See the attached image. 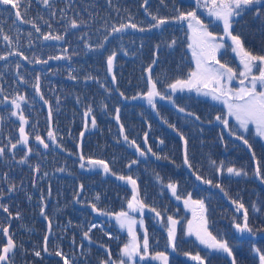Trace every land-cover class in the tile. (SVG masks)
<instances>
[{"label": "trees", "instance_id": "16d2710c", "mask_svg": "<svg viewBox=\"0 0 264 264\" xmlns=\"http://www.w3.org/2000/svg\"><path fill=\"white\" fill-rule=\"evenodd\" d=\"M142 4L143 0H111V5L108 0H52L51 7H45L39 0H31L30 4H24L20 10L23 12L24 8H27L26 19L40 27L41 32H36L31 23H21L14 15L10 16L0 10V29L3 30L0 32V56L6 57L0 59V147H5V155L0 157V189L6 193L0 203L8 206L13 217L17 212L20 213L19 219H8V213L0 210V222L10 226L9 231L14 233L15 241L23 246L16 250L15 264H63L59 257L52 254L58 249L63 251L72 264H100L102 259H108L109 251L112 260L120 259V249L128 240L127 234L122 232L114 218L93 212L89 205L97 203L100 208L111 213L126 210L125 202L131 198V190L124 181L117 180L114 175H106L98 168L90 171L87 166L84 169L79 166V134L84 131L83 113L89 105L92 106V115L96 117L97 126L91 127L89 118V129L85 131L82 141V152L86 158L102 159L116 174L133 176L137 179L141 195L146 196V202L160 211L158 198L155 201L149 199L162 195L167 199L168 193L158 187L161 182H157L156 174L162 178L164 185L170 181L177 183L178 194L182 197H186L190 192L193 199L205 201L210 230L222 234L230 242L237 239L233 221L242 222V214L235 212L230 198L242 200L249 210L248 223L254 229L262 231L250 238L245 234V237L239 240V246L234 248V253L237 264H258V258L252 254V247L259 244L261 251H264V184L253 175L254 162L248 150L245 151L242 143L229 136L223 127L219 128L213 124V109L210 112L207 104L196 96L176 94L174 99L180 106L199 115V121L178 112L167 101L158 100L157 110L151 114L153 110L146 101L131 99L132 96L147 90V73L144 70L152 60L156 45H160V48L159 60L153 69L154 78L164 82L166 79L182 77L189 69L194 68L192 53L188 48L190 41L186 22H172L161 29L151 31L128 29L123 33L108 35L113 25L118 27L120 23H127L129 16L140 26L148 27L151 17L147 12L171 18L177 15L176 9L184 12L195 9V0H164L163 3L161 0H149L147 12ZM61 9L66 11V17L63 19ZM53 11L55 16L52 15ZM197 12L205 23L209 22L204 9H197ZM72 19L84 23L77 29L66 30L65 26ZM209 30L214 34H222V26L218 28L214 23ZM48 33L62 35L65 39L43 40V35ZM233 33L241 35L246 48L254 53L264 54V22L256 19L253 14H245L239 18L238 23L233 26ZM3 35H8L11 40L5 41ZM105 36L107 42L99 51H90L85 47V44L95 47ZM173 39L177 41L176 45L167 47ZM112 51L117 52L114 63L116 84L112 83L105 63L107 55ZM16 52L23 53L28 59L15 55ZM230 52L228 50V55ZM58 55L68 56L70 59L48 60L50 56ZM224 56L225 54H222L218 59L225 62ZM230 58L238 65V59L233 53ZM36 59L48 60V63L37 64ZM70 72L77 76L76 80L68 78ZM37 75L40 76L41 91L48 104H44L33 88ZM87 76L96 79L86 80ZM101 84L104 87H101ZM120 92L127 98L121 97ZM16 95H24L28 101L22 104V109L29 120L26 131L32 133L29 143L33 152L24 164L18 163L24 156L23 148L9 151L6 147L9 141L15 143L19 138V120L10 115L15 109L5 100V97L10 100ZM49 107L52 111L51 129L57 134L59 146L54 145L47 137ZM116 108L120 109L121 123L130 141L135 140L145 151L151 146L154 152L162 156L167 155L169 160H157L154 156L149 158L150 154L144 159H139L136 150H133L135 147L125 142L120 134L119 125L114 118ZM157 111L160 115H157ZM148 118L153 120L156 126L153 132L158 136L150 138L146 145L140 131L146 129ZM164 120L176 124L188 137L192 170L183 165L179 137L163 122ZM230 124L237 128L233 122ZM221 132L229 145L227 148L220 141ZM37 133L49 144L48 149H44L35 141L34 136ZM159 139H163L165 143L158 151L156 145ZM250 142L264 171V143L255 140V137H252ZM227 149L230 153H227ZM134 159L139 163L129 168L128 165ZM211 160H223L226 165L242 166L249 172V176L218 177L215 171L211 172ZM170 164L172 167L178 165V169L172 171ZM37 165L40 171L34 172L33 169ZM60 168L64 171H59ZM193 172L211 180H214L215 176L218 177L217 180L223 179L229 196L226 197L219 189L204 188L197 184ZM44 173H47V176ZM13 184L17 186L16 191L8 194L7 189ZM81 184L84 185L83 192H79ZM49 187L51 195L48 194ZM78 192L79 202L76 199ZM42 194L45 197V212L52 221L48 252L43 251V237L47 233L48 221L40 215ZM97 194L100 195L99 201L94 200ZM29 196L31 200L28 199ZM253 204L260 209L259 212L252 209ZM166 206L162 211L165 218L167 214L172 215L171 213L175 212L173 208H176L171 202H166ZM151 223L154 226L153 222ZM92 224L97 227L90 232L92 242L89 243L83 238V233L88 231ZM155 230L152 228L151 234L148 232L149 238L153 237L154 232L159 234ZM105 233H111L118 239H109ZM152 239L153 243L159 240ZM178 241H185V244L177 243L178 248L185 245L187 249L192 250H188V253L194 255L199 252L201 256L206 255L203 247L197 243L190 244L189 241L194 243L193 240H186L183 232ZM0 242H6L2 234ZM162 242L166 244L164 236ZM101 245L106 247L108 252H104ZM161 249L163 251V248ZM36 250L41 251V257L34 255ZM209 255H212L211 264H230L223 254ZM187 263L196 264L181 254L172 256V264ZM143 264L150 263L145 261Z\"/></svg>", "mask_w": 264, "mask_h": 264}, {"label": "snow or ice", "instance_id": "6c2138e0", "mask_svg": "<svg viewBox=\"0 0 264 264\" xmlns=\"http://www.w3.org/2000/svg\"><path fill=\"white\" fill-rule=\"evenodd\" d=\"M45 7H51L52 0H39ZM164 0H161L163 3ZM31 0H0V10L8 13L10 16L14 15L16 20L21 23H31L35 28L36 32H41L40 27H38L33 21L26 19L27 8H24L22 12L20 9L24 4H30ZM111 5V0H108ZM149 0H143L142 7H145L147 12V5ZM70 6V5H69ZM195 9L184 12L176 9L177 15L169 17H160L158 15L147 12L151 17V23L148 27H143L134 22L133 18L129 16L127 23H120L119 26L113 25L111 27L108 35L123 33L128 29L134 31L145 32L151 31L153 29H161L172 22L185 23L187 24V30L189 33L188 39L190 43L188 48L191 50L192 59L195 62V67L189 69L186 75L182 77H176L171 80H165L161 82L159 78L153 77V69L159 60V48L160 45L155 46L153 51L152 60L148 67L144 70L147 73L146 76V92L138 93L131 97L132 100H144L147 105L151 107L153 111L157 110V101H167L172 104L176 110L185 116L194 117L196 121L201 118L199 115H195L193 112L188 111L185 107L177 104L174 99L177 93H195L197 96L209 97L213 101H217L223 104L226 110L222 114L216 115L214 120L223 126V130L228 132V135L233 137L235 140L242 142V144L247 148L250 153L251 160L254 162L253 175L262 184H264V171H262L261 161L257 158L256 152L253 150V144L250 142L252 137H257L261 141H264V54H257L246 48L244 41L239 33H233V26L238 23L239 18L245 14H253L258 20L264 22V0H195ZM197 9H204L207 16L209 17V22L205 23L201 16L198 15ZM62 13V19L66 17L65 9L60 10ZM55 16V12L52 13ZM47 23V22H46ZM84 23L83 21L78 22L76 19L69 21L67 28L77 29ZM215 24L218 28L222 26V34H214L209 28L211 24ZM51 28V24L48 25ZM3 30L0 29V32ZM5 41H10L11 38L8 35H3ZM65 37L62 35H53L51 33L44 34L43 40L45 41H61ZM230 41V43H228ZM107 42V36L103 38V41L96 45L95 47L85 44L90 51H99L104 48V43ZM177 41L175 39L171 40L167 44V47L171 48L176 45ZM226 54L228 50L235 54L239 60V66H242L241 70H236L229 66L228 61L221 62L218 59V53ZM66 52L67 49H64ZM15 55L21 56L23 59L27 60L28 57L24 56L23 53L16 52ZM127 55V52H125ZM117 57V52L112 51L111 54L106 57V68L107 72L111 74V81L113 84L117 83V77L114 74V63ZM0 59H6L4 56H0ZM62 60L70 59L68 56L58 55L50 56L48 60ZM48 60L36 59L35 63L47 64ZM19 67V64H17ZM69 79L76 80L77 76L73 75L71 72L68 76ZM86 80L96 79L92 76H87ZM238 82V87L233 86V82ZM23 82V81H22ZM160 85V87H158ZM101 87H104L101 84ZM33 88L39 98L48 104L49 102L44 98L40 86V76H36V83ZM121 97H125L123 92H120ZM127 98V97H125ZM5 100L11 104L12 108L15 109L11 111L10 115L16 117L19 120V138L15 143L9 141L8 147L9 151L16 150L21 147L25 150L24 156L18 161L20 164L28 162V157L32 154L33 148L30 146V136L32 133L26 131V126L29 124V120L26 118L24 111L22 109V104H26L28 101L24 95H16L12 99ZM59 102V100H58ZM79 102V101H78ZM106 107V106H105ZM93 109L89 105L84 111V129L88 130L89 118L91 127L95 128L97 126L96 117L92 115ZM157 115L160 113L157 111ZM115 120L119 125L120 134L123 136L125 142L130 143L135 147L136 153L139 157H146L149 153L154 156L157 160H169L167 155H159L153 151L151 146H148L146 151L141 149L140 145L136 143L135 140H129L128 135L125 134V127L121 123L120 119V109H115ZM229 118H232L237 128H234L230 124ZM48 121H49V131L47 132V137L54 145H57V134L51 129L52 121V111L49 107L48 111ZM169 128H171L179 137L181 142V152H182V163L187 166L189 170L193 169L192 161L189 157V139L180 130L176 124L169 123L167 120L163 121ZM212 121L210 120L209 123ZM250 126H252L250 128ZM150 127V125H149ZM35 128V125H33ZM85 131H81L80 141L78 148L81 149V154L79 156L80 168L84 169L86 166L88 170L92 171L95 169H100L104 174H111L116 176L117 180L124 181L126 184L131 186V198L127 200V209L121 210L116 213H111L100 208L97 203H90V207L93 212L100 215L109 216L114 218L116 224L121 230L127 231L128 240L123 244L120 249V259L113 261L111 257V252H108V259H102L100 264H143L146 260L159 261L160 264H169V255L164 251L150 252V242L149 233L144 224V214L145 210L154 213V217L158 222L164 227L167 236L166 244L167 247L171 248L173 251L177 250V226L180 224V220L168 215L166 218L162 211L157 210V208L146 202V196L141 195V190L138 185L137 179L133 178L131 175H118L112 171L109 164L102 159H94L92 157H85L82 152V141L85 135ZM202 131V129H201ZM245 134H248L247 137ZM220 141L227 148L228 144L225 141L223 132L220 133ZM35 141L42 145L44 149L49 148V144L38 133L34 136ZM144 143H148V133L144 134ZM161 145L165 143L163 139L159 141ZM59 146V145H57ZM5 155V147H0V157ZM13 158H15L13 156ZM175 163V161H171ZM139 163L138 160H132L128 165L131 168L132 165ZM211 165L214 167L217 175L223 177L227 175L228 177H248L249 172L244 167H237L234 164H227L225 161L211 160ZM59 171H64L63 168L58 169ZM34 172H39L40 168L37 165ZM195 178L202 184L209 185L213 188L219 189L226 197L229 193L223 187L220 182H213L211 179H205L201 175L196 174ZM47 176V173H44ZM7 176V174H5ZM157 182H161L162 187H167L171 191L173 197L176 200L183 199L184 207L191 211L192 219L187 221L184 228V235L187 237H194L195 241L199 245L203 246L206 252L205 256H201L199 252L196 254H191L185 252L184 255L190 260L196 262V264H211L212 255L211 254H223L226 256L230 264H237V258L234 253V248L239 246V240L245 237H252L257 235L260 229H254L249 223V210L240 199H231L230 202L235 207L236 213H242V222L233 221V228L237 234V239L230 242L222 234L214 233L210 230L209 219L207 216V207L203 199H193L192 193H188L186 197H182L178 194V185L175 182H168L166 185L162 184V178L159 174H156ZM33 186L35 187V178L33 179ZM17 186L11 185L7 189V193L11 194L16 191ZM84 185H79V192H83ZM79 192L77 193L76 199L79 202ZM48 194L51 195V188L49 187ZM6 195L3 189H0V199H3ZM31 200V197H28ZM45 197L41 195V207L40 215L48 221L47 233L43 237V251L48 252V241L52 230V221L49 219L45 212L46 205L43 204ZM95 201L100 200V195L97 194L94 197ZM252 209L259 212L260 209L253 204ZM0 210L8 213V219H19L20 213L17 212L15 217L9 211L8 206L0 203ZM139 214V219L135 214ZM139 224L140 228L143 230L142 240L138 235L136 226ZM10 226H6L4 223L0 222V234L5 238L6 242H0V264H15L14 256L18 247L22 248V245H18L14 239V233H10ZM96 224H92L88 231L83 233V238L88 240L89 243L92 242L90 232L93 228H96ZM108 235L109 239H118V237H113L111 233H105ZM73 243L75 241L73 240ZM101 247H104L101 245ZM107 251V249H105ZM55 256L59 257L63 264H72L67 256L62 250H56ZM252 254L258 258V264H264V251L260 248L253 246ZM36 257H41V251H34Z\"/></svg>", "mask_w": 264, "mask_h": 264}, {"label": "rangeland", "instance_id": "374dc122", "mask_svg": "<svg viewBox=\"0 0 264 264\" xmlns=\"http://www.w3.org/2000/svg\"><path fill=\"white\" fill-rule=\"evenodd\" d=\"M264 40V39H263ZM263 40H262V42H263ZM222 54H224L223 53V50H222V52L221 53H218V57L220 58V56L222 55ZM230 55H232V52H230ZM230 55H228V51H227V53L225 54V61H228V63H229V66L230 67H233L234 69H236V70H241V68H242V66H239V60H238V65H235L234 63H233V61L231 60V58H230ZM233 55L235 56V54L233 53ZM222 59V58H221ZM238 59V58H237ZM222 62V61H221ZM194 67H195V62H194ZM233 86L234 87H238L239 85H238V82H236V81H234L233 82ZM177 94H183V95H189V96H196L197 98H199V99H201L203 102H205L206 104H207V108L210 110V112H212V109H213V115H212V117H213V119H212V121H213V124H216V125H218L219 126V128H221V127H223L222 125H220L218 122H216L215 120H214V117L216 116V115H219V114H221V112L223 113V112H225L226 110L224 109V106H223V104L222 103H220V102H217V101H213V100H211V98H209V97H203V96H197L195 93H187V92H185V93H177ZM151 114H154V111H152V113ZM229 120H230V122H233L234 123V125L238 128V126L236 125V123H235V121L232 119V118H229ZM146 129H144L143 131H140V133L142 134L143 133V138H144V134L145 133H148V140H150V138H152V137H154V136H158V134L156 133L155 135H154V130H155V128H156V126L154 125V123H153V120H150V118H148L147 120H146ZM149 125H150V127H149ZM252 126H250V128H251ZM89 129V128H88ZM84 131H85V129H84ZM246 135V137H247V135L248 134H245ZM254 137V136H253ZM161 139H159V141H160ZM255 140H258V141H261L259 138H257V137H255ZM240 142V141H239ZM263 143H264V141H262ZM242 142H240V144H241ZM242 145V147H243V149L245 150V151H247V148L243 145V144H241ZM157 146V150H158V146H162L160 143L158 144V145H156ZM229 146V145H228ZM142 149V148H141ZM232 151L233 150H235L234 148H230ZM134 151H135V148L133 149ZM145 150V149H144ZM159 151V150H158ZM136 153V152H135ZM227 153H230L229 151H228V149H227ZM150 154V153H149ZM230 155H232V153L230 154ZM136 156L139 158V159H144L145 157H139L138 156V154L136 153ZM151 157H153V156H151V154H150V156H149V158H151ZM137 158V159H138ZM171 166H170V169L172 170V171H174L175 172V170H177L178 169V165L177 166H175V167H172V164H170ZM134 167V166H133ZM213 171H215V169H214V167H212V169H211V172H213ZM217 175V174H216ZM218 177H221V176H219L218 175ZM218 177H216L215 176V178H214V180H213V182L215 183V182H220V183H222L223 184V187L225 188V182L223 181V179H220V180H217L216 178H218ZM203 178H205V177H203ZM230 178H236V177H230ZM205 179H208V178H205ZM195 182L197 183V184H199V185H201V186H203L204 188H212V189H214L213 187H211V186H209V185H205V184H202L200 181H197L196 180V178H195ZM128 185V184H127ZM129 187H130V190H131V186L130 185H128ZM158 187L160 188V189H163V190H165L167 193H168V196L175 202V204L177 205V207H178V205L179 206H181V208L183 209V212H184V214H180L179 213V210H176V212H174V213H171L172 215L171 216H173L174 218H176V219H178V220H180V224L177 226V240L178 239H180L181 238V233L183 232L184 233V228H185V226H186V224H187V221L188 220H190V219H192V213H191V211L190 210H188V209H186L185 207H184V204H183V202H181V201H178V200H176V198L175 197H173L172 196V194H171V191L169 190V189H167V187H162L161 185H159L158 184ZM228 191V190H227ZM158 197V196H157ZM157 197H153L152 199H149V200H151V201H154ZM127 202V201H126ZM126 202H125V205H126V208L125 209H127V204H126ZM239 215H241L242 213H238ZM136 216H137V219H139V214L137 213V214H135ZM166 217H167V215H166ZM151 222H153V224H154V226L152 225V223ZM144 224H145V227L147 228V230H149V231H151V229L152 228H155L156 230L155 231H157L159 234H157V233H155L154 232V235H153V237H151L150 239H149V242H150V252H152V250L154 251V252H157V251H162V249L161 248H163V251L164 252H169V253H172V254H181V255H183L184 256V258L185 259H189L187 256H185L184 255V253L185 252H187L188 250H189V252H192V250H190V249H187L186 247H185V245L183 246V247H180V248H178L177 247V250L176 251H173L171 248H169V247H167V244H164L163 242H162V239H163V236H164V239L166 240V236H167V233H166V231H165V229H164V227L158 222V220L157 219H155V217L152 215V213H150V212H148L147 210H145V214H144ZM136 228H137V232H138V235L140 236V238H141V240H142V237H143V230L140 228V226H139V224L136 226ZM122 232H124V233H126L127 234V231L126 230H122ZM150 234H151V232H150ZM152 234H153V232H152ZM185 236V235H184ZM185 237H187V236H185ZM152 238H158L159 240H157V241H155V243H153V239ZM187 238H192L193 240H194V243H191L190 241H189V243L190 244H198V242H196L195 241V238L194 237H187ZM162 242V243H161ZM196 242V243H195ZM161 244H162V246H161ZM180 244H185V241H180ZM199 245V244H198ZM255 245V244H254ZM161 246V247H160ZM199 246H201V245H199ZM201 247H203V246H201ZM256 247H258L259 248V244H256ZM103 248V251L104 252H108V249L106 248V247H102ZM105 249H107V251L105 250ZM154 252H152V253H154ZM169 255V264H172V256L174 257V255H172V256H170V254H168ZM116 259H114L113 258V261H115ZM190 260V259H189ZM190 262L191 263H194V261H192V260H190ZM146 263H150V264H160V262L159 261H152V260H146ZM188 264V263H187Z\"/></svg>", "mask_w": 264, "mask_h": 264}]
</instances>
